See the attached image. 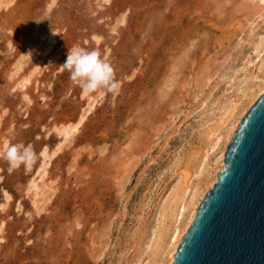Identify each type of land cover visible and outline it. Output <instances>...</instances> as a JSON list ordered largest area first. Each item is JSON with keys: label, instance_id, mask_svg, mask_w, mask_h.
Listing matches in <instances>:
<instances>
[{"label": "rangeland", "instance_id": "obj_1", "mask_svg": "<svg viewBox=\"0 0 264 264\" xmlns=\"http://www.w3.org/2000/svg\"><path fill=\"white\" fill-rule=\"evenodd\" d=\"M261 5L0 0V146L35 153L28 168L0 157V264L147 261L162 206L255 70ZM73 44L101 52L117 91L69 81Z\"/></svg>", "mask_w": 264, "mask_h": 264}, {"label": "water", "instance_id": "obj_2", "mask_svg": "<svg viewBox=\"0 0 264 264\" xmlns=\"http://www.w3.org/2000/svg\"><path fill=\"white\" fill-rule=\"evenodd\" d=\"M224 164L172 264H264V94L240 120Z\"/></svg>", "mask_w": 264, "mask_h": 264}, {"label": "bare ground", "instance_id": "obj_3", "mask_svg": "<svg viewBox=\"0 0 264 264\" xmlns=\"http://www.w3.org/2000/svg\"><path fill=\"white\" fill-rule=\"evenodd\" d=\"M259 3L262 4L261 10H264V0H259ZM254 53L257 55L253 65L255 70L245 79V86L240 88L238 98L227 101L219 112L217 124L209 134L208 149L197 167L196 181H191L195 174L191 177L184 176L162 206L159 212L160 225L152 232L146 247L150 250V256L145 264L173 263L174 254L192 224L202 199L216 183L217 174L225 166L224 154L240 120L264 94V36H259L254 44ZM76 128L77 126L70 127L71 130ZM67 130L64 131L66 135Z\"/></svg>", "mask_w": 264, "mask_h": 264}, {"label": "clouds", "instance_id": "obj_4", "mask_svg": "<svg viewBox=\"0 0 264 264\" xmlns=\"http://www.w3.org/2000/svg\"><path fill=\"white\" fill-rule=\"evenodd\" d=\"M61 66L68 72L69 81L77 85L82 93H114L119 88L112 65L96 48L73 44L67 48ZM0 157L8 162L10 169L20 165L28 168L35 159V153L31 144L5 141L0 146Z\"/></svg>", "mask_w": 264, "mask_h": 264}]
</instances>
